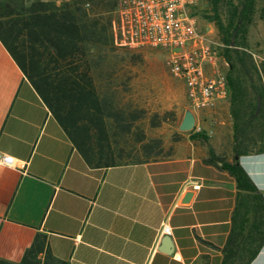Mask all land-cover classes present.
<instances>
[{
    "label": "crops",
    "instance_id": "0c3cea01",
    "mask_svg": "<svg viewBox=\"0 0 264 264\" xmlns=\"http://www.w3.org/2000/svg\"><path fill=\"white\" fill-rule=\"evenodd\" d=\"M185 100L193 126L177 116L166 156L91 168L0 43V158L14 161L0 163V264H220L236 187L205 160H231L229 105ZM237 161L264 199V152ZM248 264H264V241Z\"/></svg>",
    "mask_w": 264,
    "mask_h": 264
},
{
    "label": "trees",
    "instance_id": "16d2710c",
    "mask_svg": "<svg viewBox=\"0 0 264 264\" xmlns=\"http://www.w3.org/2000/svg\"><path fill=\"white\" fill-rule=\"evenodd\" d=\"M255 4L199 0L188 9L196 25L201 20L214 27L222 45L218 60L225 63L231 160L212 161L211 153L205 160L219 162L236 187L220 264H248L264 241L263 196L237 161L264 152V59H256L247 42ZM118 5L119 0H0V43L91 168L169 153L160 139L144 138L137 123L143 108L126 100L133 72L119 42ZM189 136L205 141L198 131Z\"/></svg>",
    "mask_w": 264,
    "mask_h": 264
},
{
    "label": "built area",
    "instance_id": "2783aa9c",
    "mask_svg": "<svg viewBox=\"0 0 264 264\" xmlns=\"http://www.w3.org/2000/svg\"><path fill=\"white\" fill-rule=\"evenodd\" d=\"M198 1L119 0V42L130 48L149 46L168 51L165 66L171 76L182 80L188 103L195 108H211L228 97L221 69L225 63H220L217 56L221 43L207 40L188 12ZM204 63L211 65V73L204 72ZM13 162L9 155L0 158V163L7 166ZM159 233L169 234V227L162 224Z\"/></svg>",
    "mask_w": 264,
    "mask_h": 264
},
{
    "label": "rangeland",
    "instance_id": "374dc122",
    "mask_svg": "<svg viewBox=\"0 0 264 264\" xmlns=\"http://www.w3.org/2000/svg\"><path fill=\"white\" fill-rule=\"evenodd\" d=\"M198 27L205 24L197 20ZM215 33L214 27L210 24ZM204 31V30H203ZM249 49L255 58L264 59V0H256L253 21L247 32ZM125 47L132 63L133 76L130 80L126 100L131 106L142 107L143 117L137 122L145 139L158 138L163 152L167 144L176 137L177 116H180L186 106L185 88L181 79L171 76L165 66L168 51L158 48L141 46ZM224 71V68L221 66ZM156 114L151 126L150 117ZM164 115V120H163ZM161 158V157H159Z\"/></svg>",
    "mask_w": 264,
    "mask_h": 264
},
{
    "label": "water",
    "instance_id": "95a60500",
    "mask_svg": "<svg viewBox=\"0 0 264 264\" xmlns=\"http://www.w3.org/2000/svg\"><path fill=\"white\" fill-rule=\"evenodd\" d=\"M258 98H257V105H258ZM193 126V117L190 111L186 110L183 113L182 119L178 124V130L180 131H187L190 130Z\"/></svg>",
    "mask_w": 264,
    "mask_h": 264
}]
</instances>
